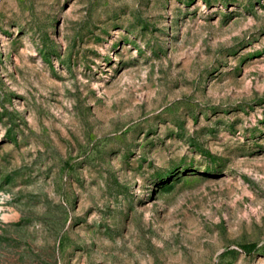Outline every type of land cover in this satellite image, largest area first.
Returning a JSON list of instances; mask_svg holds the SVG:
<instances>
[{"label": "rangeland", "instance_id": "rangeland-1", "mask_svg": "<svg viewBox=\"0 0 264 264\" xmlns=\"http://www.w3.org/2000/svg\"><path fill=\"white\" fill-rule=\"evenodd\" d=\"M0 264H264V0H0Z\"/></svg>", "mask_w": 264, "mask_h": 264}]
</instances>
